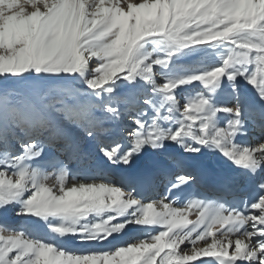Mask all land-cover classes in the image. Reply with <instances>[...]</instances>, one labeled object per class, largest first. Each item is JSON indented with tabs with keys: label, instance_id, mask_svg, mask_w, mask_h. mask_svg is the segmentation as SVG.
Returning a JSON list of instances; mask_svg holds the SVG:
<instances>
[{
	"label": "snow or ice",
	"instance_id": "obj_1",
	"mask_svg": "<svg viewBox=\"0 0 264 264\" xmlns=\"http://www.w3.org/2000/svg\"><path fill=\"white\" fill-rule=\"evenodd\" d=\"M0 264H264V0H0Z\"/></svg>",
	"mask_w": 264,
	"mask_h": 264
},
{
	"label": "bare ground",
	"instance_id": "obj_2",
	"mask_svg": "<svg viewBox=\"0 0 264 264\" xmlns=\"http://www.w3.org/2000/svg\"><path fill=\"white\" fill-rule=\"evenodd\" d=\"M51 182V181H50ZM73 182H79L77 180H70L69 183H73ZM194 218V217H193ZM123 239H127V237H124Z\"/></svg>",
	"mask_w": 264,
	"mask_h": 264
},
{
	"label": "rangeland",
	"instance_id": "obj_3",
	"mask_svg": "<svg viewBox=\"0 0 264 264\" xmlns=\"http://www.w3.org/2000/svg\"><path fill=\"white\" fill-rule=\"evenodd\" d=\"M73 183H76V182H73Z\"/></svg>",
	"mask_w": 264,
	"mask_h": 264
}]
</instances>
